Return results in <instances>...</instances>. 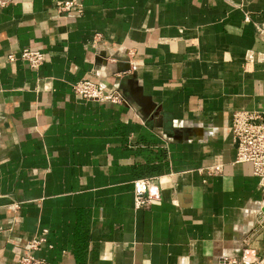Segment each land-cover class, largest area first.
Segmentation results:
<instances>
[{
	"label": "crops",
	"instance_id": "obj_1",
	"mask_svg": "<svg viewBox=\"0 0 264 264\" xmlns=\"http://www.w3.org/2000/svg\"><path fill=\"white\" fill-rule=\"evenodd\" d=\"M0 7V264H221L264 254V203L235 164L264 104V0H6ZM46 55L37 70L5 62ZM250 54L251 59H247ZM82 80L124 104L86 102ZM221 165L219 174L210 172ZM153 204L134 207V182ZM44 232H46L44 234Z\"/></svg>",
	"mask_w": 264,
	"mask_h": 264
},
{
	"label": "built area",
	"instance_id": "obj_2",
	"mask_svg": "<svg viewBox=\"0 0 264 264\" xmlns=\"http://www.w3.org/2000/svg\"><path fill=\"white\" fill-rule=\"evenodd\" d=\"M7 4L8 1L0 0L1 8ZM56 9L59 14H69L71 12L81 14L83 12V7L78 0H59L56 2ZM254 28L264 41V23H255ZM247 59H251L250 54ZM45 60L46 55L44 53L29 49L22 50L18 55L8 54L5 57V62L7 63L22 61L34 70L39 69ZM256 61L263 67L264 82V52L256 55ZM72 90L76 96L86 102L124 104V100L117 89L106 90L98 83L90 80H82L74 84ZM231 132L237 147L235 164L252 165L253 175L258 180V187L263 195L264 203V104L261 110L234 112ZM221 170L222 166L216 165L211 168L210 172L219 174ZM157 200L158 197L150 193V180L140 179L134 182V207L136 209L145 208ZM44 242V237L32 239L26 247L29 254L22 257L18 264H46L44 260L32 255ZM221 264H264V254L255 256L250 254L247 249H244L239 258H225Z\"/></svg>",
	"mask_w": 264,
	"mask_h": 264
}]
</instances>
